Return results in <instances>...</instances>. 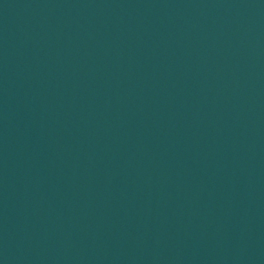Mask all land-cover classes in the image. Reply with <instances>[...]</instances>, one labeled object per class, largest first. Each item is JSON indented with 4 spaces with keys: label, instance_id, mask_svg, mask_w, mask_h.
Wrapping results in <instances>:
<instances>
[{
    "label": "water",
    "instance_id": "95a60500",
    "mask_svg": "<svg viewBox=\"0 0 264 264\" xmlns=\"http://www.w3.org/2000/svg\"><path fill=\"white\" fill-rule=\"evenodd\" d=\"M0 264H264V0H0Z\"/></svg>",
    "mask_w": 264,
    "mask_h": 264
}]
</instances>
